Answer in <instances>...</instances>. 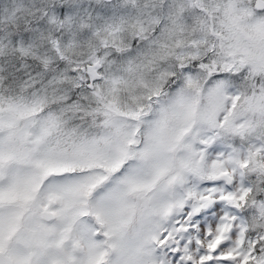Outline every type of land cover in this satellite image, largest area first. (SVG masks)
Listing matches in <instances>:
<instances>
[{
  "label": "snow or ice",
  "instance_id": "snow-or-ice-1",
  "mask_svg": "<svg viewBox=\"0 0 264 264\" xmlns=\"http://www.w3.org/2000/svg\"><path fill=\"white\" fill-rule=\"evenodd\" d=\"M0 264H264V0H0Z\"/></svg>",
  "mask_w": 264,
  "mask_h": 264
}]
</instances>
